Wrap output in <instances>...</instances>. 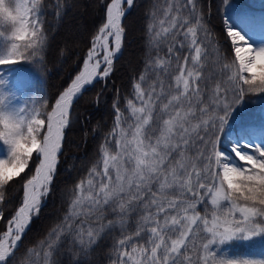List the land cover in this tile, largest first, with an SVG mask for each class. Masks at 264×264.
Returning <instances> with one entry per match:
<instances>
[{
  "label": "snow or ice",
  "instance_id": "snow-or-ice-1",
  "mask_svg": "<svg viewBox=\"0 0 264 264\" xmlns=\"http://www.w3.org/2000/svg\"><path fill=\"white\" fill-rule=\"evenodd\" d=\"M134 2L110 0L107 3L105 22L97 29L98 34L91 37V47L83 61V69L70 86L59 94L55 106L47 114V128L42 139L39 137L45 121L39 118L41 113L38 109L24 107L10 112L0 110V128L3 129L0 131V140L9 148L7 158L0 159V188L20 176L33 160L34 154L39 158L34 169L35 175L23 185L22 206L8 221L9 227L4 232V238H0V264H17L16 251L33 217L39 215L42 200L51 191L58 153L61 152L65 128L69 125L70 108L87 86L109 76L114 58L122 48L125 29L121 21L126 15L124 5L131 8ZM41 7L40 0H32L30 7L18 2L13 14L11 9L5 7L4 0H0V21L12 23L14 41H27L22 46L23 50L17 43H12L0 55V65L19 62L15 57L26 60L45 45V33L38 27L43 15ZM169 15L167 28L154 31L155 25L148 24V43L157 49V53L159 44L164 43L162 37H170L174 42L168 47L169 57L184 48L189 49L188 55L182 58L186 62L190 61V64H178L180 74L174 77L177 94L171 95L167 103L162 105L161 112L169 113V118L162 120V126L158 123L162 118L160 114L153 118V106L164 94V80L157 71L160 91L157 92L153 85L145 99V93L137 83L135 91L143 107H135L131 100L128 101L134 118V124H128L131 139H128L127 131L121 128L122 122L126 121L117 110L115 128L120 131L115 143L118 152L109 155L105 149L103 171L93 169L99 178L97 182L89 179L87 189L79 184L76 186L86 194L77 195L72 200L62 224L52 230L54 238L52 243L46 244L47 251L44 252L46 259L51 257V264H59L55 257L62 254V237H73L67 249L73 256L70 264H90V249L102 238L106 229L115 226L113 220L107 219V214H119L122 218L140 208L145 210L142 216L144 225L138 227L134 235L137 238L147 236V239L139 247L132 244L130 253L119 252L117 264H194L189 245L200 230V221L203 231L208 235L202 237V254H197L195 264H260L259 261L217 258L211 246L238 236L249 239L264 233V148L246 145L253 149L254 154H244L239 151V145H234L232 152L244 163V167L225 162L224 154L218 148L221 131L232 108L247 93H264V46L254 48L239 31L228 26L225 28L227 36L231 38L235 63L227 66L233 71L229 77L230 86L224 87L222 82L205 76L201 70L204 56L202 41L197 36L198 31H203V24L198 0H169L165 17ZM193 20L195 23H192ZM189 24L191 26H187ZM185 27L186 31H183ZM181 36L183 39H178ZM110 39L114 45L111 49ZM61 54L63 49L58 50L57 55ZM180 59V56H176L177 61ZM154 61V66L152 61L148 62L151 70L156 71L163 66V74H169L170 60L157 55ZM102 64L105 66L100 72L98 70ZM173 110L175 114L171 115ZM192 119L198 122L192 124ZM190 152L191 156L188 155ZM126 164L134 166L129 169ZM217 180L218 186L215 183L209 186V181ZM153 184L158 185L155 190ZM205 188L208 189L214 208H219L224 201L231 204L222 217L213 212L211 226L208 219L195 212L202 200L199 189ZM172 189L177 190V196L169 195ZM188 193L192 194L191 198H188ZM0 200H3L2 192ZM237 200L244 203L239 204ZM153 208L155 211H151ZM190 210L193 215L187 214ZM161 216L163 219H160ZM98 221L106 223L100 224L99 230L94 231L91 225ZM85 225H88L87 229ZM85 233L87 240L84 239ZM130 242V238L122 239L119 246L124 247ZM195 247V243H192V248ZM30 251L26 249V252ZM19 264L25 262L19 260Z\"/></svg>",
  "mask_w": 264,
  "mask_h": 264
},
{
  "label": "trees",
  "instance_id": "trees-1",
  "mask_svg": "<svg viewBox=\"0 0 264 264\" xmlns=\"http://www.w3.org/2000/svg\"><path fill=\"white\" fill-rule=\"evenodd\" d=\"M229 1L264 10V5L254 7L250 0ZM109 2L110 0H40L43 12L40 17V26L41 32L45 33L46 42L42 48H38L34 56L22 60L21 65L22 70L27 71V75L34 79L35 84L40 80L43 90L36 96V101L46 106L47 111L52 108L59 94L80 71L86 53L91 47V37L98 33L97 29L105 21L106 5ZM224 3L225 0H198V7L203 28L206 29L210 40V50L220 57L224 67L225 73H222V76L224 80H227V85L224 87H229V77L233 69L227 66L234 64L235 60L224 30ZM168 6L169 0H135L134 6L122 21L125 33L121 53L113 62L111 73L107 78L96 81L86 89L71 106L69 125L64 131L57 169L50 186L51 191L43 200L39 215L33 217L23 242L16 251L17 264L19 260H25L28 253L26 249L45 242L52 230L62 224L72 200L77 196L79 189L76 186L78 184L83 186L92 175L93 169L100 168L104 150L106 149L109 155L117 150L115 140L119 138L120 131L115 128L117 110L126 121L121 124V128L125 129L132 119L128 101L131 100L133 103L136 99V84H140L141 77L144 76H147L151 82L156 81L157 71L163 73V66L153 71L148 62L152 61L154 66V58L157 55L170 60L169 73L171 74L168 77L173 76L176 65L182 61L186 62L182 57L188 55L187 48L171 57L167 55L168 47L174 43L170 37H162L164 43L159 44V53L148 43L149 23L155 25L154 31L168 27V19L174 14L171 13L169 17H165ZM79 23H82L81 35L75 33ZM192 23L195 21L193 20ZM186 27L183 31H186ZM199 34L198 31V36ZM175 47L179 48V45L175 44ZM61 49L63 54L57 55L58 50ZM176 56H180L181 59L177 61ZM251 95L254 96L253 93H247L243 99ZM255 95L264 97V93ZM232 135L237 139L257 135L264 141V130H257L255 126L251 129L249 126L234 128ZM35 165L36 161L32 160L20 176L14 178L9 185L0 188V192L3 193V200H0V217H2L0 218V235L5 232L8 221L20 205L23 184L32 176ZM240 202L244 201L240 200ZM196 211L207 215L200 207H196ZM132 233H134L133 230L127 232V234ZM104 234L99 243L90 249L88 257L90 264H111L119 259L118 248L107 240L109 234L106 232ZM69 241L64 239V243L60 245L62 254L55 257L59 264H70L73 259L67 251L70 247ZM248 244L254 245L257 250L264 253V240ZM189 248V254L192 255L195 264L199 252L198 246L192 248V245H189Z\"/></svg>",
  "mask_w": 264,
  "mask_h": 264
},
{
  "label": "rangeland",
  "instance_id": "rangeland-1",
  "mask_svg": "<svg viewBox=\"0 0 264 264\" xmlns=\"http://www.w3.org/2000/svg\"><path fill=\"white\" fill-rule=\"evenodd\" d=\"M18 2L25 3L30 7L32 0H4L5 7L11 9L13 11V14L15 13V6ZM250 3L253 4L254 7L256 6L262 7L264 5V0H250ZM225 15H226V19H225L226 27L228 26L232 28L230 23L234 24L237 28H233V29L239 31L241 35H243L254 48H260L264 46V10L263 9L254 10L249 6H242L235 3H231L228 0V3L227 4L225 3ZM38 27L41 30L40 23L38 24ZM81 27H82V23H79L78 30L75 31L77 35H81L82 33ZM13 31H14V27L10 21L9 22L0 21V55H3L10 48L12 43H17L22 50L23 44L27 42L26 40L14 41L12 38ZM199 33L200 34L198 37L199 40L202 41L201 44L203 50L202 55L204 56V59H202L201 61V64L203 65L201 69L202 73L205 76H211L213 80H215L216 82H222L223 86L227 85V80H224L222 76V73H225L224 67L219 62L218 55L210 50V40L208 38L206 29L203 28V31H199ZM229 41L232 47V42L230 38ZM15 59L20 61L14 64L0 65V100H2V103H0V110L10 112L24 107H27L29 110L36 108L41 113V116L39 118L45 121V125L43 126L45 129L47 125L48 111L46 109V106H42L39 104V102L36 101V96L38 95L39 92H42V86L39 84V81H37L38 83L35 84L34 79L31 76L27 75V71L22 70L23 69L21 65L22 60L19 57H15ZM189 64L190 61L188 62L182 61L179 65L187 66ZM177 66L178 65H176V67L174 68L175 72L174 74H172L173 76L168 77L171 74L170 72L169 74L166 75L162 73L160 77L162 80H164V85H163L164 94L161 97V99L157 100L153 106L154 109L153 118L155 119L156 114H160L162 117L158 122L160 126H162L163 119L169 118V113L161 112L162 105L164 103H167L171 95L177 94L175 90V79H174L176 75L180 74ZM140 85H141V90L145 93V99H147V93L151 91L153 85H155L157 92H159L161 88V85L157 80V77H156V81L151 82L148 80L147 76H144V79H141ZM132 104L135 107H143L141 101L137 99V94H136V99ZM242 104H244L243 107L239 109L240 106L239 105L231 113L226 123L227 126H225L222 129L220 138L218 140V148L224 154L223 159L225 160V162L236 167H244L245 165L233 154L232 148L234 145H239V151H241L244 154H254L253 149L246 147V145H253L264 148V142L255 136L251 138H240L237 140L230 134V132L233 130L234 127L241 128L244 126H250V127L255 126L256 129H261L264 127V97H250L249 99H247L246 102L244 101ZM174 114L175 111L173 110L171 112V115ZM197 122H198L197 119L191 120L192 124H195ZM131 123L134 124L133 117L131 119ZM2 130L3 129L0 128V131ZM125 130L127 131L128 139H131V129H128L127 126ZM153 142H155V140H153ZM8 150H9L8 146L5 145L2 140H0V159L7 158ZM117 152L118 149L115 152H113L111 155H116ZM188 155L191 156L192 153L190 152ZM33 158L35 160L37 159L35 155L33 156ZM133 166L134 165L132 164H126V167L129 169H131V167ZM97 171L100 172L103 171V162ZM89 179H92L93 182L96 183L99 178L93 172L92 175L88 178V180ZM113 179H114V172H113ZM87 181L85 182V184H83V187L85 189H87ZM208 183L209 186L211 185V183H215L217 186L219 185L218 180L209 181ZM152 187L153 190H155L158 187V185L153 184ZM196 187L198 188L199 186L197 185ZM200 190L202 191L201 192L202 200L197 205H199L207 215L200 214L196 210L195 212L198 213L200 216L208 219L210 222L209 226H211L213 212H216L217 215L222 217L224 213L227 212L229 208H231V204L227 201H224L222 202L219 208H214V206L211 204V196L208 194V189L205 188L206 191H204V189H200ZM83 194H86V192L82 193L80 190H78L77 195H83ZM169 195L175 197L178 195V192L177 190L172 189L169 190ZM187 196L191 197L192 194L188 193ZM237 203L243 204L244 202H240V200H237ZM138 211H139V216H133L132 220L130 221V224L133 226V228L136 231L138 227L144 225L142 216L145 213V210L143 208H140ZM151 211H155V209L153 208L151 209ZM187 214L193 215L194 213L190 210ZM181 215H184V213H181ZM235 215L239 217L238 213H235ZM160 219H163V217L161 216ZM113 221L115 226L112 227L111 229L116 228L118 230V234H120L115 237V239H117L115 240V242L118 241L116 243L118 245L117 247H120L118 249L117 255L121 251H127L130 253L132 244H135L137 247H139L141 244L145 243L147 236H144L142 238H137L135 237L134 234L132 235L134 237L132 236L129 237L128 235L125 236L123 235L124 229L126 228V224L124 223V221L122 219H117L116 217ZM77 223H79V221H77ZM199 223H200V230L196 232L195 237H193L192 241H190V245H192V243H195V245L198 246L199 249L198 254H202L201 252L202 242H203L202 237L208 234L203 231L202 221H200ZM99 225H100L99 223H95L92 224L91 227L94 231H98ZM87 227L88 225H85L86 229ZM111 229H106L105 231ZM51 233L45 242H42L38 244L36 247L31 248V251L28 252L25 257L24 260L25 264H51V257L46 259L44 256V252L47 251L46 244L52 243V240L54 238L51 235ZM1 238H4V235H2ZM72 238L73 237H62L63 240L64 239L70 240ZM125 238H130L131 242L124 247L119 246V241ZM84 239L87 240L86 233ZM261 240H264V233H261L259 235H254L249 239H244L242 238V236H238L227 242L213 244L211 246V250L215 253L217 258H223L226 260H236V261H243V260L259 261L260 264H264V254L261 253L260 251H257L254 246H250L246 244L250 241H261ZM138 258L143 259V257H138ZM117 262L118 261H115L112 264H117ZM129 264H131V262H129Z\"/></svg>",
  "mask_w": 264,
  "mask_h": 264
},
{
  "label": "bare ground",
  "instance_id": "bare-ground-1",
  "mask_svg": "<svg viewBox=\"0 0 264 264\" xmlns=\"http://www.w3.org/2000/svg\"><path fill=\"white\" fill-rule=\"evenodd\" d=\"M125 6H127V5H125ZM91 24H92V23H91ZM89 26H91V25H89ZM86 29H87V28H86ZM89 29H90V28H89ZM89 29L87 30V32L89 31ZM87 32H86V33H87ZM227 37H228V36H227ZM228 39H229V37H228ZM230 39H231V38H230ZM238 43H239V42H238ZM241 46H243V45H241ZM109 47H110V49L114 47V45L111 43V39H110ZM86 58H87V54H86L84 60H85ZM100 59L102 60V52H101ZM95 62H96V61L94 60L93 63H95ZM104 66H105V65L102 64L101 68H100L98 71L102 72ZM82 67H83V63H82L81 68H82ZM81 68H80V69H81ZM161 74H162V73H161ZM74 78H75V77H74ZM70 84H71V83H70ZM69 86H70V85H69ZM51 111H52V110H51ZM51 111H50V112H51ZM46 128H47V125H46L45 129H44V127L41 129L40 139H42L43 133L46 132ZM43 129H44V130H43ZM34 155H35V154H34ZM38 159H39V158L37 157V162H38ZM34 175H35V173H34ZM21 206H22V205H21Z\"/></svg>",
  "mask_w": 264,
  "mask_h": 264
},
{
  "label": "water",
  "instance_id": "water-1",
  "mask_svg": "<svg viewBox=\"0 0 264 264\" xmlns=\"http://www.w3.org/2000/svg\"><path fill=\"white\" fill-rule=\"evenodd\" d=\"M129 9L126 10V13L128 12Z\"/></svg>",
  "mask_w": 264,
  "mask_h": 264
}]
</instances>
